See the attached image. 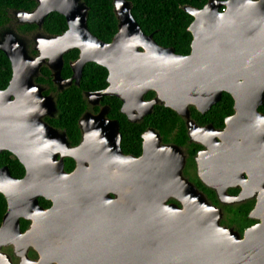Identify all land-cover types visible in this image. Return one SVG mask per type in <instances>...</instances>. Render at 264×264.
Instances as JSON below:
<instances>
[{"label": "water", "instance_id": "obj_1", "mask_svg": "<svg viewBox=\"0 0 264 264\" xmlns=\"http://www.w3.org/2000/svg\"><path fill=\"white\" fill-rule=\"evenodd\" d=\"M34 1L31 11H10V22L0 29V51L11 65L9 83L0 90V153L12 154L25 171L17 179L0 167L6 202L0 248L22 250L23 262H29L25 253L32 247L46 263L57 264H264V225L240 238L209 216L203 197L182 177L180 147L162 144L150 128L142 135L141 155H124L118 122L106 117L107 107L80 118L81 141L70 147L63 132L43 121L54 117L56 103L34 83L46 66L58 91L79 86L84 66L94 63L106 69L107 87L82 93L91 106L116 97L120 112L136 124L163 106L185 120L191 142L209 148L202 155L212 148L221 150V157L250 149L256 154L264 149V115L258 112L264 103V0L184 6L193 19L185 56L146 35L126 0H112L117 32L109 43L89 31L83 0ZM51 13L65 18L64 33L41 30ZM20 25L38 30L26 37L17 30ZM71 50L78 57L69 65L72 76L63 79V57ZM148 92L154 97L145 101ZM222 93L231 96L234 111L224 130L198 126L189 107L204 114ZM210 137L211 144L203 140ZM64 158L75 162L69 173ZM39 198L50 207L43 209ZM170 200L181 202L182 209ZM21 219L30 222L23 233Z\"/></svg>", "mask_w": 264, "mask_h": 264}, {"label": "trees", "instance_id": "obj_2", "mask_svg": "<svg viewBox=\"0 0 264 264\" xmlns=\"http://www.w3.org/2000/svg\"><path fill=\"white\" fill-rule=\"evenodd\" d=\"M132 5V15L142 31L153 34L155 43L164 48H173L178 55H187L190 52L192 41L191 34L187 31L192 22V17L184 10V6L202 8L208 0H126ZM224 1V0H220ZM88 6L87 26L89 31L98 39L109 43L117 32V20L113 12L112 0H83ZM36 6L34 0H0V29L5 28L10 22L9 13L14 10L31 11ZM67 29L65 18L57 13L49 14L43 23L42 30L51 35L62 34ZM35 25H23L18 27V32L29 35L35 32ZM78 57L77 50H71L64 55L62 76L69 77L71 70L69 63ZM11 78V65L9 60L0 51V90H4ZM107 71L103 67L88 63L84 66L80 86L74 85L56 95L58 114L54 120H47L53 127L66 132L71 145H76L80 139L78 119L87 106L82 98L84 91H99L107 87ZM36 83L47 87L46 93L55 92L51 81L50 71L43 67L41 76ZM154 97L153 92H148L145 99ZM102 104L110 107L108 116L118 120L121 132V149L125 154L138 155L141 151L140 135L147 128L158 130L164 141H170L180 145V135L185 134L182 120L172 110L163 106H155L153 112L144 117L139 124H131L120 113L121 102L116 97H103ZM192 117L199 123H212L216 127L222 125L223 118L232 114L233 100L227 93H223L221 100L211 107L204 115L199 114L193 108ZM264 114V103L259 109ZM67 171L73 168V161L67 159ZM6 166L14 178L24 176V168L19 161L9 152L0 153V167ZM40 205L48 207L50 203L42 198ZM6 210V202L0 194V224ZM21 228L27 226V222L20 221Z\"/></svg>", "mask_w": 264, "mask_h": 264}, {"label": "flooded vegetation", "instance_id": "obj_3", "mask_svg": "<svg viewBox=\"0 0 264 264\" xmlns=\"http://www.w3.org/2000/svg\"><path fill=\"white\" fill-rule=\"evenodd\" d=\"M20 26H23V25H20ZM18 27H17V30H18ZM37 30H38V27H37ZM37 30L35 32H32L29 35H25V34H21V33L20 34L24 35L26 37H31L32 35H34L37 32ZM41 30H42V27H41ZM45 34L51 35V34H47V33H45ZM58 35H60V34H58ZM32 49H33V43H31L28 46V50L30 51V54L32 55V57L38 55ZM71 62H73V61H71ZM70 63H69V65H70ZM63 66H64V63H63ZM43 67L47 68L46 66H43ZM69 68H70V66H69ZM41 69H40V73H39L40 75L37 78H39L41 76ZM70 70H71V68H70ZM72 74L73 73L71 70V75L69 77H63L62 71H61V77L63 79H69L72 76ZM50 76H51V81L53 83V77H52L51 71H50ZM37 78L34 79V83L42 88V90H43L42 94L44 96H52L54 99V102L56 103V113H55L54 117L53 118H50V117H44L43 118V121L46 124L53 127L51 124H49V122L47 120H54L57 117L58 109H57L56 95L58 93L63 92L67 88L63 89L62 91H58L57 86L53 83V86L55 87V92L46 93L48 88L36 83ZM73 85L74 84H72L71 86H73ZM71 86H69L68 88H70ZM79 86H80V84H79ZM79 86H75V87H79ZM84 92H87V91H84ZM222 95H223V93H222ZM82 98H83V95H82ZM150 99H152V98H150ZM150 99H145V96H144L145 101L150 100ZM83 100L85 101L87 108L83 112V114L79 117L77 125L79 123L80 118L85 113L97 114L102 107L108 108V114L110 112V107L106 104H102V99L99 101V105H95V106H91L88 103L87 99H83ZM211 107H210V109H211ZM261 107H262V105L258 108V112L260 114L264 115L259 110ZM191 108H193L196 112H198V111L194 107H189L190 117L192 120L195 121V123L198 126L204 127L207 125H211L213 127V129L215 131H218V132H222L224 130L225 119L227 117L233 115V113H234V111H233L232 114L225 116L223 118L222 125L220 127H216L210 122L205 123V124H199L192 117L191 110H190ZM120 109H121V107H120ZM208 111H206L204 114H206ZM108 114L106 115V117L108 119L115 120L118 122V120L110 118L108 116ZM199 114H201V113H199ZM204 114H201V115H204ZM179 118L182 120V125H183L184 131H185V134L180 135V139H181L180 145L175 144V143L170 142V141H164L163 137L161 136L159 131L155 130V129L154 130L159 133L162 144L176 145V146L180 147V151L184 157V164H183L182 169H181L182 177L184 179H186L196 189V192L199 193L203 197V199L205 200V207L204 208L206 209V213L208 212L207 214L209 216L216 217L218 219V224L221 227L226 228V229H230V230L236 232L240 236V238H243L244 233L247 230L252 229V228H256L259 226H263L264 225V149L260 150V151L257 149L256 154H254V150L250 149L249 154L247 153V154H242V155H230L227 157H221V154H222L221 150H219L218 148H212V149H210L211 154L204 156V155H202V153L208 151L209 148L205 147L201 143L191 142L190 139L188 138L185 120L181 117H179ZM129 123H131V122H129ZM131 124H136V123H131ZM118 125H119V131H120L119 122H118ZM53 128H55V127H53ZM55 129L59 130V132H63L65 134V136L67 138V142L69 143L70 147H75V146L79 145V143L81 141L80 140L81 139V132H80L79 126H78V129L80 132V139L76 145L70 144V141H69L67 134L64 130L58 129V128H55ZM148 129H150V128H147L146 130H148ZM146 130L143 131L140 135V138H141V151H140V153L138 155L123 153L124 155H131L134 157H139L141 155V153H142V141H143L142 135L144 134V132H146ZM120 134H121V132H120ZM211 134H212V132H206L205 133L206 136H210ZM216 139L219 141L218 138H216ZM203 140L204 141L208 140V142L211 144V141H210L211 137L207 138V139L204 138ZM120 148H121V141H120ZM214 152H216V153H214ZM67 159H71V158H64L63 159V167H64V171L66 173H69L74 169L75 162L71 159L73 161V165H72L73 168L70 171H67L65 169L66 168L65 166H68ZM224 159H225V161L222 162V160H224ZM3 167H6V166H3ZM180 197L181 198L184 197L182 192H180ZM39 199H38V203H39ZM169 202H174L175 204L180 206V209H182L181 202H180V204L178 202L173 201V200H170ZM39 205H40V203H39ZM50 205L48 207H43L42 205H40V206L43 209H47L50 207ZM195 206H196V204H195ZM21 220H23V219H21ZM23 221H26V220H23ZM26 222H27V226L25 228H21V225H20V230L22 233L29 229L30 222L29 221H26ZM23 255H24L23 251L20 249H18L16 251V249L14 248L13 245L2 246L0 248V264H57L56 262H52L51 260L46 263L43 260V258L40 256V254L36 250H34L32 247L27 248L26 253H25V258L29 262H23V259H22Z\"/></svg>", "mask_w": 264, "mask_h": 264}, {"label": "rangeland", "instance_id": "obj_4", "mask_svg": "<svg viewBox=\"0 0 264 264\" xmlns=\"http://www.w3.org/2000/svg\"><path fill=\"white\" fill-rule=\"evenodd\" d=\"M32 46V45H31Z\"/></svg>", "mask_w": 264, "mask_h": 264}]
</instances>
